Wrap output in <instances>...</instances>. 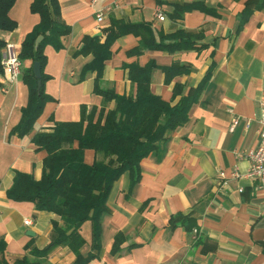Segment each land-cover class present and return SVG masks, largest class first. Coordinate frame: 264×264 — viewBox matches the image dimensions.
I'll return each instance as SVG.
<instances>
[{
	"label": "crops",
	"instance_id": "crops-1",
	"mask_svg": "<svg viewBox=\"0 0 264 264\" xmlns=\"http://www.w3.org/2000/svg\"><path fill=\"white\" fill-rule=\"evenodd\" d=\"M248 1L58 0L69 33L61 38L59 50L50 45L44 48L43 87L54 100L45 103L27 135L10 134L27 101L22 75L14 84L0 77V236L6 241L4 257L10 264L26 254L27 243L46 247L51 239V222L57 219L53 212L35 210L30 202L7 198L13 171L39 179L46 153L35 150L33 134L48 130L53 121L78 120L82 105L102 104L101 96L92 92L94 73L79 80L82 67L92 56L73 53L85 35H97L103 41L102 29L112 19L150 22L164 34L179 29L201 32L203 47L174 52L150 49L127 55L139 44L140 37L124 34L110 46L111 56L102 72L103 86L119 95H134L135 85L123 66L149 61L190 69L169 82L164 80L162 70H153L150 90L165 101L171 100L176 82L184 87V93L204 82L189 109L188 121L141 160L137 182L132 183L130 174L124 172L114 183L107 199L108 210L100 216L97 254L88 264H264V188L257 186L256 179L245 176L250 164L247 153L260 142L264 8L257 9ZM30 2L15 0L9 16L17 26L2 33L3 38L19 46L38 22V16L29 10ZM106 4L112 8L98 21L96 13ZM174 4L191 8L174 20L169 16ZM158 11L164 15L162 20L156 17ZM30 64L25 61L22 66ZM113 106L109 102L106 107ZM234 119L237 124L231 127ZM83 159L92 163L94 151L85 149ZM232 171H237L238 177H231ZM24 219H30L31 224L25 225ZM80 234L85 240L80 252L87 255L93 240L91 221L81 225ZM118 236L119 249L112 252ZM74 259L67 246H55L48 251L46 262L74 264Z\"/></svg>",
	"mask_w": 264,
	"mask_h": 264
},
{
	"label": "trees",
	"instance_id": "trees-1",
	"mask_svg": "<svg viewBox=\"0 0 264 264\" xmlns=\"http://www.w3.org/2000/svg\"><path fill=\"white\" fill-rule=\"evenodd\" d=\"M257 9L264 8V0H249ZM15 0H0V52L5 38L2 33L12 31L17 23L9 16ZM169 16L180 19L191 6L174 4ZM201 9L204 7L200 4ZM30 12L38 16V22L28 32L20 45L21 62L29 61L28 67H21L22 80L27 86V101L21 108L20 120L10 134L22 137L29 134L41 115L44 105L54 100L44 91L46 76L43 68L46 62L44 48L47 45L59 50L61 38L69 33V27L60 16L58 0H31ZM100 37L83 36L81 44L73 53L91 55L81 71L79 80L94 73L92 92L101 96L102 104L80 107V118L75 121H53L48 130L38 131L31 137L35 150H43L39 179L32 174L14 170L11 184L6 189L8 199L15 202H30L35 210L53 212L50 242L38 248L33 242L25 245L26 254L13 264H51L46 262L48 251L55 246H67L75 255L74 264H88L97 254L100 235V216L108 210L107 199L114 183L128 172L132 183L140 177V162L157 148L160 141L169 139L170 134L188 121V112L196 102L204 80L195 88L184 93V87L175 83L170 101L163 100L150 90L151 75L155 68L164 72L169 82L177 75L187 74L190 69L181 65L158 66L149 61L145 65L136 62L124 64L128 79L135 85L134 95H119L113 89L103 86L102 72L105 60L111 56L110 46L124 34L140 37L139 44L128 50L127 55H139L144 50L174 52L203 47L201 32L183 29L170 34L156 31L150 22H124L111 20L102 29ZM42 40L35 47V40ZM40 62L41 86L37 91L32 63ZM3 72L0 66V77ZM205 79V78H204ZM179 96L175 103L172 101ZM113 102L114 106L107 108ZM51 120V118H50ZM85 149L94 151L95 159L88 164L83 159ZM85 221L92 222V246L87 255L80 252L85 240L80 227ZM119 236L112 243V252L119 249ZM5 239L0 236V264H10L4 257Z\"/></svg>",
	"mask_w": 264,
	"mask_h": 264
},
{
	"label": "built area",
	"instance_id": "built-area-1",
	"mask_svg": "<svg viewBox=\"0 0 264 264\" xmlns=\"http://www.w3.org/2000/svg\"><path fill=\"white\" fill-rule=\"evenodd\" d=\"M95 2V0H92ZM112 8L111 4H106L101 7V9L96 13V19L102 21L103 15L105 12H109ZM156 17L159 20L164 18V15L158 11L156 12ZM20 46L16 43H13L9 40L4 41V45L0 52V66L3 72V79L8 84L16 83L20 73L22 62L19 58ZM259 136L260 142L258 146L247 153L249 159V167L245 173V176L248 178L256 179L257 186L259 188H264V101L259 105ZM237 124V119L232 121L231 127H234ZM237 171H232L231 177H238ZM23 223L25 225H30V219H24ZM197 230L193 229V233H196Z\"/></svg>",
	"mask_w": 264,
	"mask_h": 264
},
{
	"label": "water",
	"instance_id": "water-1",
	"mask_svg": "<svg viewBox=\"0 0 264 264\" xmlns=\"http://www.w3.org/2000/svg\"><path fill=\"white\" fill-rule=\"evenodd\" d=\"M42 40V35H38L36 40H35V47L38 46V44L40 43V41ZM32 72H33V75L36 79V89L37 91L40 89V86H41V67H40V62L38 61H34L32 63ZM28 234L32 235V233H29Z\"/></svg>",
	"mask_w": 264,
	"mask_h": 264
}]
</instances>
